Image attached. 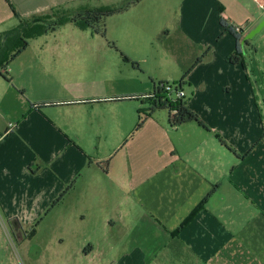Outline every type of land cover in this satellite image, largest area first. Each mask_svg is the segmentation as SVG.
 <instances>
[{"label": "crops", "instance_id": "0c3cea01", "mask_svg": "<svg viewBox=\"0 0 264 264\" xmlns=\"http://www.w3.org/2000/svg\"><path fill=\"white\" fill-rule=\"evenodd\" d=\"M88 1L0 0V35L21 23H51L90 10L60 14ZM263 5L141 0L116 15L125 16L116 27L123 39L146 34L144 48L170 63L174 74L161 82L181 81L189 72L183 92L210 132L196 123L173 128L167 111L153 113L137 131L142 102L115 101L121 97L99 88L70 97H0V226L23 240L21 232L32 230L26 235L32 238L48 225L55 244L65 246L59 264H264V139L258 142L264 111L256 108L247 72L228 61L237 41L221 25L223 19L242 29L246 59L257 62L264 35L253 38L264 32L254 35L264 22ZM130 51L138 55L139 48ZM41 53L38 65L48 81L83 78H66L70 47L48 46ZM143 58L137 61L149 62ZM8 71L11 82L0 74V95L14 85L10 65ZM155 84L148 93L124 97L147 96ZM10 101L19 108H2ZM49 103L58 106H43ZM108 160L107 171L99 164Z\"/></svg>", "mask_w": 264, "mask_h": 264}, {"label": "rangeland", "instance_id": "374dc122", "mask_svg": "<svg viewBox=\"0 0 264 264\" xmlns=\"http://www.w3.org/2000/svg\"><path fill=\"white\" fill-rule=\"evenodd\" d=\"M125 4V0H90L68 6L65 10L60 11V14L64 11H67L66 14L74 13L82 7L92 10L103 7H122ZM124 17L114 16L107 19L105 33L92 28L81 31L74 24L69 23L59 28L54 35L30 40V49L19 59L12 61L10 59L13 53L7 55V59L10 57V70L15 82L14 85L8 86L9 90L7 87L2 88L0 97H70L89 94L97 88L103 89L106 94L114 92L120 97L150 92L153 81L158 84L161 82V79L158 78H168L170 74H174V71L170 67V63L161 59L163 55L157 56L156 50L144 48L148 40L146 34H136V36L129 34L123 39V33L118 29L120 28L119 23ZM21 21L18 19L12 24L9 23L6 30L14 25H19ZM114 28L115 32L113 33ZM263 35L264 32L253 39L260 40ZM159 43L166 45L170 41L162 40ZM45 45L70 47L73 57L66 78L75 77L78 73L82 74L83 78H76L69 83H59V85L52 82L53 78L48 81L43 75L44 70L38 65L41 64L40 58L44 56L41 53L42 49L48 47ZM258 46L260 50L257 63L264 72V43L261 45L258 43ZM138 48V55L136 52L130 51L131 49L137 51ZM144 53L147 55L144 56ZM123 56L137 63V66L126 62ZM143 56L144 58L148 56V63L137 61ZM156 56L159 57L160 62L155 63L153 59ZM179 81L180 79L178 81L168 79L163 82L174 86L175 82ZM17 86L22 89L17 90ZM262 101L264 99L260 95L258 104L256 101L254 102L260 115L264 111ZM12 103V101L7 104L3 103L2 108L6 110H10L12 106H15L14 109L19 108L17 104L10 106ZM138 109L140 110V106ZM262 127L263 135L258 142L264 139V124ZM255 148L256 146L254 150ZM41 228L38 234L32 238H26V235H29L32 230L21 232L24 238L19 240L16 231L7 226H0V264H59L60 258L66 255H61L63 251L65 253V246L59 247L55 244L52 235L54 231L48 225H43Z\"/></svg>", "mask_w": 264, "mask_h": 264}, {"label": "trees", "instance_id": "16d2710c", "mask_svg": "<svg viewBox=\"0 0 264 264\" xmlns=\"http://www.w3.org/2000/svg\"><path fill=\"white\" fill-rule=\"evenodd\" d=\"M140 1L141 0L127 2L122 7H103L95 10L81 11L72 15L62 16L51 23H47L41 20H37L29 24L21 23L17 28L11 30L10 32L0 35L1 76L7 82H11V76L8 71L10 60H16V58H18L29 47L30 40L41 37L48 33H54L59 28L69 23L74 24L81 30L92 28L97 29L98 32L100 31L105 33L107 19L127 12L132 6L136 5ZM14 14L17 18H19V15L15 10ZM221 25L224 28V33L231 34L237 41L236 50L234 54L228 59V61L234 65H241L247 72L248 80L253 90L254 100L257 103L259 98L258 94L261 95L264 99V72L260 69L256 61H248L246 59V55L244 54L242 46L240 44V41L242 40V31H237L223 19L221 20ZM245 44L247 45L248 42L246 41ZM11 53H13L11 59L10 57L7 59V55H10ZM206 55L207 53L199 58L196 64L202 62L205 59ZM123 58L126 62L132 63L134 66H137V63L132 62L129 58L124 56ZM188 74L189 72L186 73L181 81L175 83L174 86H171L166 82L155 84L154 91L147 96H143L141 98L121 97L114 100L128 101L137 99L142 102L144 110L140 112V123L138 125L137 131L142 128L147 118H149L153 113L158 111H167L170 116V126L173 128L188 123H196L206 131L210 132L211 129L204 123L200 116L191 110L189 106V100L186 97H179L177 95L180 91H183L185 80ZM43 106H58V104L49 103L44 104ZM216 137L220 141V143H222V145L231 150L234 154L238 155L237 151L233 149L219 134H216ZM250 152L251 150L240 157L242 159H245L250 154ZM111 162L112 160H108L105 163H101L99 165H102L104 169L108 171ZM211 195L212 194H210V196ZM201 209L202 208L200 207L195 214H197V212H199ZM195 214L185 222V224L180 228L179 231H181L188 223L192 221V219L196 216Z\"/></svg>", "mask_w": 264, "mask_h": 264}, {"label": "built area", "instance_id": "2783aa9c", "mask_svg": "<svg viewBox=\"0 0 264 264\" xmlns=\"http://www.w3.org/2000/svg\"><path fill=\"white\" fill-rule=\"evenodd\" d=\"M262 8H264V5L262 6ZM237 31H242V29H236ZM179 97H185V94L183 91H180L178 94H177Z\"/></svg>", "mask_w": 264, "mask_h": 264}, {"label": "water", "instance_id": "95a60500", "mask_svg": "<svg viewBox=\"0 0 264 264\" xmlns=\"http://www.w3.org/2000/svg\"><path fill=\"white\" fill-rule=\"evenodd\" d=\"M264 27V22L258 27V29L254 32V35L257 34L258 32H260L262 30V28Z\"/></svg>", "mask_w": 264, "mask_h": 264}]
</instances>
